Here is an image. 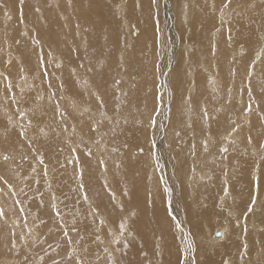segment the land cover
Segmentation results:
<instances>
[{
    "label": "rangeland",
    "instance_id": "rangeland-1",
    "mask_svg": "<svg viewBox=\"0 0 264 264\" xmlns=\"http://www.w3.org/2000/svg\"><path fill=\"white\" fill-rule=\"evenodd\" d=\"M0 213V264H264V0H0Z\"/></svg>",
    "mask_w": 264,
    "mask_h": 264
},
{
    "label": "bare ground",
    "instance_id": "bare-ground-1",
    "mask_svg": "<svg viewBox=\"0 0 264 264\" xmlns=\"http://www.w3.org/2000/svg\"><path fill=\"white\" fill-rule=\"evenodd\" d=\"M186 2V1H185ZM109 4V3H108ZM182 5V4H181ZM138 6V5H137ZM98 7V6H97ZM186 8H187V6H185ZM30 8V7H29ZM186 8H184V9H186ZM184 11V10H183ZM130 12V11H129ZM174 12V11H173ZM98 15V14H97ZM204 15V14H203ZM173 19V18H172ZM188 38V37H187ZM189 40V39H188ZM183 42H184V40H183ZM212 43V42H211ZM180 52H181V50H180ZM182 53H184L183 51H182ZM181 56V55H180ZM182 57V56H181ZM37 75V74H36ZM25 76V75H24ZM33 78V77H32ZM217 78V77H216ZM197 80V79H196ZM195 81V80H194ZM96 96V95H95ZM208 102V101H207ZM211 105V104H210ZM222 113V112H221ZM239 116V115H238ZM171 119V118H170ZM251 119V118H250ZM248 124V123H247ZM262 127V126H261ZM64 129V128H63ZM81 129H82V127H81ZM86 132V131H85ZM70 133V132H69ZM71 139V138H70ZM255 146V145H254ZM99 154V153H98ZM74 169V168H73ZM75 170V169H74ZM113 171V170H112ZM176 171V170H175ZM175 173H177V171L175 172ZM245 174V173H244ZM243 176V175H242ZM246 176H248L247 174H246ZM111 177V176H110ZM247 178V177H246ZM242 179H243V177H242ZM227 181V180H226ZM243 182H245L246 183V180H244ZM227 186V185H226ZM229 186V185H228ZM175 191H176V189H175ZM227 191V190H226ZM173 193V192H172ZM171 194V193H170ZM171 196H172V194H171ZM169 198V197H168ZM231 198H234L233 196H232V192H231V190H229V192L228 193H226L225 194V197H224V200H226V199H231ZM173 201H175V199H173ZM174 204V203H173ZM175 205V204H174ZM168 206V205H167ZM91 210V209H90ZM173 211V210H172ZM205 216V215H204ZM193 217V216H192ZM194 218V217H193ZM196 218V217H195ZM194 226V225H193ZM223 227V226H222ZM197 230V229H196ZM226 231V230H225ZM232 233V232H231ZM32 236V235H31ZM191 236V235H190ZM223 237V238H222ZM225 238H226V236H225ZM224 238V236H221V239H219V240H223V239H225ZM232 243V242H231ZM230 243V244H231ZM234 243V242H233Z\"/></svg>",
    "mask_w": 264,
    "mask_h": 264
},
{
    "label": "snow or ice",
    "instance_id": "snow-or-ice-1",
    "mask_svg": "<svg viewBox=\"0 0 264 264\" xmlns=\"http://www.w3.org/2000/svg\"><path fill=\"white\" fill-rule=\"evenodd\" d=\"M41 59H42V57H41ZM250 110H251V109L249 108V111H250ZM223 150H224L225 152L227 151V149H226V148H225V149H223ZM4 159H5V160H7V159H8V157H7V156H5V157H4ZM41 162H42V161H41ZM258 181H259V178H257V185H256V186H257V188H258ZM85 199H87V196H86V195H85ZM252 203H253V204H255V199H253V202H252ZM251 210H252V209H251V207H250V208H249V211H251ZM0 214H2V213H0ZM120 227H121V228H124V227H125V225H124V224H121V225H120Z\"/></svg>",
    "mask_w": 264,
    "mask_h": 264
},
{
    "label": "water",
    "instance_id": "water-1",
    "mask_svg": "<svg viewBox=\"0 0 264 264\" xmlns=\"http://www.w3.org/2000/svg\"><path fill=\"white\" fill-rule=\"evenodd\" d=\"M217 235H219V233H217Z\"/></svg>",
    "mask_w": 264,
    "mask_h": 264
}]
</instances>
